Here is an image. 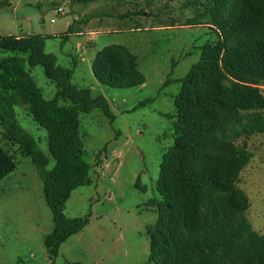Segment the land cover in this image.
<instances>
[{
    "label": "trees",
    "instance_id": "1",
    "mask_svg": "<svg viewBox=\"0 0 264 264\" xmlns=\"http://www.w3.org/2000/svg\"><path fill=\"white\" fill-rule=\"evenodd\" d=\"M200 1L192 0L199 8L189 22L208 25L215 40L199 47L197 62L184 76L166 80L160 88L180 84L174 96L175 114H166L172 119L173 142L159 163L157 197L144 202L155 214L154 222L145 228L150 242L147 261L264 264V234L251 228L245 214L247 197L237 188L249 159L244 139L264 134V95L259 88L264 85V0ZM71 29L72 24L65 34L54 37L0 35V127L30 159L41 181L53 222L43 239L49 264H57L60 245L91 218L90 212L74 218L63 213L73 190L93 182L92 166L84 160L79 115L99 108L109 116L104 98L78 95L72 82L76 57L68 55L70 64L62 67L55 64L52 54L44 52V40L59 38L62 48ZM35 66L54 84L52 97L45 98L30 75ZM92 72L100 84L113 89L144 82L135 56L121 45L98 50ZM83 92L88 94V89ZM156 97L137 102L130 112ZM66 98L71 102L63 103ZM15 107H24L31 120L45 130L47 153L21 127ZM95 158L99 162V153ZM14 168L12 157L0 145V180ZM139 190L144 192L145 186Z\"/></svg>",
    "mask_w": 264,
    "mask_h": 264
},
{
    "label": "rangeland",
    "instance_id": "2",
    "mask_svg": "<svg viewBox=\"0 0 264 264\" xmlns=\"http://www.w3.org/2000/svg\"><path fill=\"white\" fill-rule=\"evenodd\" d=\"M58 7L63 11L56 15ZM198 8L192 0H0L1 36L62 35L72 24L63 47L59 38L47 39L44 52L62 67L70 64L66 52L76 57L72 82L78 95L91 100L102 97L107 104L109 116L99 108L79 115L84 160L92 166L93 182L73 190L63 213L74 218L90 212L91 218L60 245L57 264H150L145 228L154 222L155 214L144 202L157 197L159 163L173 142L172 119L166 114H175L173 102L180 84L160 88L164 81L184 76L197 62L199 47L215 40L208 25L189 22ZM109 45H121L135 56L136 68L144 77L141 85L113 89L96 80L93 56ZM30 75L45 98L53 96L54 84L41 67H32ZM259 88L264 95V85ZM155 95L154 102L130 112L137 102ZM70 102L69 98L63 101ZM15 111L21 127L47 153L45 130L24 107H15ZM244 140L249 159L237 188L247 197L245 214L251 228L264 234V134ZM0 145L15 162V168L0 180V264H49L43 239L53 222L41 181L30 159L5 137L1 127ZM140 186H145L144 192Z\"/></svg>",
    "mask_w": 264,
    "mask_h": 264
},
{
    "label": "crops",
    "instance_id": "3",
    "mask_svg": "<svg viewBox=\"0 0 264 264\" xmlns=\"http://www.w3.org/2000/svg\"><path fill=\"white\" fill-rule=\"evenodd\" d=\"M51 19H53V18H51ZM50 19V20H51ZM40 23L41 24H43L44 23V20L43 19H41L40 20ZM51 23V22H50ZM36 35H41V36H50V37H54V36H58V35H56V33H54V34H52V33H47V34H36ZM15 36H17V37H20V36H18V35H15ZM50 39H56V38H50ZM47 40V39H46ZM45 41V40H44ZM97 52V51H96ZM67 53V58H69L70 59V57L68 56L69 55V53L68 52H66ZM94 57V56H93ZM68 66H69V63L67 64ZM77 66H78V61H77V65H76V69H77ZM76 69H75V72H76ZM90 70H91V66H90ZM74 72V73H75Z\"/></svg>",
    "mask_w": 264,
    "mask_h": 264
},
{
    "label": "built area",
    "instance_id": "4",
    "mask_svg": "<svg viewBox=\"0 0 264 264\" xmlns=\"http://www.w3.org/2000/svg\"><path fill=\"white\" fill-rule=\"evenodd\" d=\"M62 11H63V8H62V7H58V8L54 11V13H55L56 15H59V14H62ZM50 22H51V23L54 22V19H51Z\"/></svg>",
    "mask_w": 264,
    "mask_h": 264
}]
</instances>
